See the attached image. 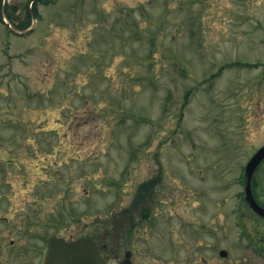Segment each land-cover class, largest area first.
<instances>
[{"label": "rangeland", "instance_id": "obj_1", "mask_svg": "<svg viewBox=\"0 0 264 264\" xmlns=\"http://www.w3.org/2000/svg\"><path fill=\"white\" fill-rule=\"evenodd\" d=\"M40 15L27 37L0 23V264H40L49 236L119 233V198L154 178L151 220L120 257L197 264L217 237L239 264H262L236 230L199 225L212 186L264 144V125L245 119L264 94L227 67L260 52L249 44L264 0H58Z\"/></svg>", "mask_w": 264, "mask_h": 264}, {"label": "flooded vegetation", "instance_id": "obj_2", "mask_svg": "<svg viewBox=\"0 0 264 264\" xmlns=\"http://www.w3.org/2000/svg\"><path fill=\"white\" fill-rule=\"evenodd\" d=\"M17 15L15 12L10 16L12 17L13 22L20 24L27 21V15L22 9L18 10ZM253 35L258 46H261V50L257 56L250 59L247 63V67L250 70L249 82L252 85L253 90L256 92L258 91L262 95L264 94V19L260 20L257 25L254 26ZM262 103L263 100H257L254 105L253 102H251L252 109L250 111V115L245 117L247 122L252 123L257 128L264 125V105H262ZM232 146V154H238L240 149L239 147H241L242 144H240L236 138L232 140ZM263 146L264 144L256 149H252L250 153L244 152V154L250 155L247 160H245V162L239 166V170L237 169V171L240 172L238 177L233 178L230 182H220V184L224 185L222 188L215 185L212 186L214 196L211 197L209 194L210 196H207L209 197V200L202 205V209L206 211L205 214L208 213L207 216H209V218L208 221H204L199 225V229L204 235L215 237L219 234L221 235L223 232L232 234V231L236 230L238 232L237 241L241 243L243 248L249 250L254 258H258L262 264H264V215L258 213L254 209V206L247 197L248 177L246 175L245 169L251 158ZM229 183L230 186H228ZM225 186L227 188H231L230 197L222 195ZM232 190H234V192ZM157 193L158 191H155L152 195L147 196L144 199L138 197L139 201L135 196H132L133 201L130 203L128 202V199H123L121 196L120 201H122V203H127L124 206V215L130 216L139 213L140 215H145L144 217L150 220L152 214H150L149 207L151 204H154ZM250 194L256 202L255 206H258L260 209L264 210V160L257 167L252 177L250 182ZM128 203L130 205H128ZM223 218L226 222L223 221ZM135 227L136 226L129 227L127 229L128 233L124 234L121 238H124L127 241V238L132 237L133 233L135 234ZM228 233H226V235ZM105 239H109V243L108 246L103 245L101 247V252L103 257L107 259L110 264L136 263L134 260L136 256L134 251L127 248L124 251L125 253L123 257H120L124 245L119 243L116 247H113V241L111 244V239L109 236H106ZM199 247L204 249L210 248L209 250L212 253L210 257L202 256L199 259V262H196L197 264H222V261L227 262V264H239L242 262L238 256H236V260L233 259L235 257L233 253L231 254L232 249L230 248V251L221 247L217 237L214 243L207 245L204 242L202 245H199ZM224 250L227 251V254L225 257H222L221 252ZM127 253H129L128 257H126ZM227 259L229 261H227ZM232 259L233 263H231Z\"/></svg>", "mask_w": 264, "mask_h": 264}, {"label": "water", "instance_id": "obj_3", "mask_svg": "<svg viewBox=\"0 0 264 264\" xmlns=\"http://www.w3.org/2000/svg\"><path fill=\"white\" fill-rule=\"evenodd\" d=\"M264 159V147L260 149L251 159L247 167L249 182L257 166ZM248 199L254 209L264 215V210L255 206L256 203L250 195L248 187ZM225 255V252H222ZM42 264H106L100 256L96 243L89 238H80L67 242L64 238L52 237L48 240V245Z\"/></svg>", "mask_w": 264, "mask_h": 264}, {"label": "trees", "instance_id": "obj_4", "mask_svg": "<svg viewBox=\"0 0 264 264\" xmlns=\"http://www.w3.org/2000/svg\"><path fill=\"white\" fill-rule=\"evenodd\" d=\"M149 185H151V184H146L145 183L143 186H141L139 188V193H140V196H141L142 199H144L147 196H150L151 187Z\"/></svg>", "mask_w": 264, "mask_h": 264}]
</instances>
